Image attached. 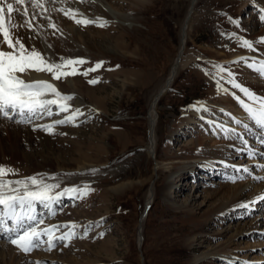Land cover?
<instances>
[{"label":"rangeland","instance_id":"1","mask_svg":"<svg viewBox=\"0 0 264 264\" xmlns=\"http://www.w3.org/2000/svg\"><path fill=\"white\" fill-rule=\"evenodd\" d=\"M47 1L52 3L50 5L59 7L64 4V0ZM112 1H118L115 5L124 13L131 12V4L135 2ZM191 2L192 0H153L151 4L144 6L136 1V8L132 11L140 27L135 31L115 26L108 20H104L107 23L103 27L95 23L85 26V32L88 31L85 34L89 33L97 42L98 49L94 50L96 55L76 49L66 57L51 60L42 54L51 63H62L68 59L84 60L83 64L63 69L71 72L75 68V75L55 79L47 71L29 70L47 74L59 82L60 88L57 90L64 95L73 92L68 81L74 80L78 93L89 106H96L101 113L87 111L71 122L55 124V121L66 119L77 109L67 101L69 111L59 112L54 107L52 115L41 119L33 117L20 122L15 118L7 120L0 117V149L4 150H0V165L13 170L4 179L18 180L35 176L47 184L59 185V188L53 190V195L65 188L83 189L88 186L91 189L82 197L79 194H64L59 197L60 204L63 199L61 206H57L52 216L44 213L45 216H39L38 222L32 224L41 231L55 226V237L73 231L75 235L71 239H57L56 246L48 250V237L41 236L39 247L26 254L11 243L9 247L12 248L13 255L10 256L14 257V262L20 263L27 259V264H193L196 256L226 241L237 225L250 227L263 215V204H252L255 206L253 212L239 209L229 218L213 219L208 223L201 219L221 200L230 198L231 187L249 182L252 186L249 191H245V195H252L256 186L264 185V166L260 171L252 166V176H249V170L245 172L240 169L239 172L233 168H221L223 170L216 172L218 177L210 181H196L200 170L193 177L183 174L176 178L170 196L176 204L183 206L191 203L190 207L196 209V220L200 221L193 224L190 215L176 211L165 202L163 194L167 174L155 178V163L145 151L149 143L150 105L178 56L181 30ZM27 6L34 8L30 2ZM85 8L89 15H97L89 2ZM190 25L187 54H193L197 59L179 72L170 91L159 102V160L169 158L165 147L170 146V159L179 161V158L187 156L196 146L199 138H204V123L198 125L197 132L184 128L177 136L169 138L168 132L178 129L184 123L185 109L199 103L207 104L208 111L200 118H213L217 122L228 120L227 115L215 111L214 101L210 98L209 81L197 73V68L204 69L208 76L220 82H225L229 76L239 78L236 64L224 63L222 57L213 55L222 52V46L230 41L241 44L243 41L251 44L264 42V34L259 35L264 31V10L251 4L245 5L243 0H199ZM100 62L101 67L96 71H87ZM85 72L87 75H84ZM93 79L98 80V83L90 84L89 81ZM245 118L247 116L242 117L245 124L235 132V141L232 142H238L242 146V142L246 141L252 148L259 149L256 141L259 135H263V131L254 120L250 118L245 122ZM47 123L53 126L51 131L43 127ZM211 135L212 133L207 134L208 137ZM208 137L205 140L212 145L214 141L211 142ZM252 162L255 163V160ZM84 164L91 166L83 167L84 170L80 171L79 168ZM169 172L174 173L175 170L171 169ZM202 173L204 172L199 175ZM240 173L246 177H242ZM205 176L208 177L207 174ZM154 180L155 200L142 229L143 242L140 247V220L147 204L149 187ZM135 182L140 184L127 190L125 194H115L110 190L119 184ZM200 185L203 188H197ZM205 192L210 194L209 202L205 207H198L200 201L194 202L192 199ZM216 193L218 196L213 195ZM41 220L42 224L39 223ZM259 223L253 227L252 237L237 242L241 247L246 243L264 244V233H258L264 231V220ZM73 224L76 225L75 228L70 227ZM228 228L231 230L226 236L217 234V231L225 232ZM196 233L199 235L190 246L188 240ZM9 250L5 249L8 254ZM239 255L247 260L252 257L256 261L264 260V248L242 251ZM199 264L229 263L215 256L206 258Z\"/></svg>","mask_w":264,"mask_h":264},{"label":"bare ground","instance_id":"2","mask_svg":"<svg viewBox=\"0 0 264 264\" xmlns=\"http://www.w3.org/2000/svg\"><path fill=\"white\" fill-rule=\"evenodd\" d=\"M51 1L54 2L53 0ZM133 1L135 2L131 4V12L124 13L120 8H118L115 5V2L118 1H112V0L111 1L110 0H64V4L62 3V6L60 4L61 8L59 6L50 5L52 4L50 3V1L39 0V2L44 5V7L41 9L39 7L29 8L27 4L30 2L32 5V2L31 0L29 2L28 0H26V4L24 6L15 5V7L19 8L21 13L23 12L24 7H27L28 15L21 16V14L19 13L15 12L16 15H14L13 13L12 20L10 21V23L16 24L17 27L12 28L11 32L13 33L14 39L17 36L20 37L23 43L28 48L34 47L36 50L41 52L47 59L56 60L61 57H66L69 54H72L76 49L85 51L89 55H96L97 53L94 50L98 49L96 44L97 42L94 40L93 36H91L89 33L85 34L86 32H88V31L85 32L84 30L85 25L77 24L74 19L69 18V15H65L64 13L69 11V9H71L73 12L77 13L76 15L77 19H81L82 17L79 15V13H83V16L87 17L89 20H97V18H99L100 22H103L104 20L106 21L108 20L111 24L115 26H119L121 28H124L125 30L135 31L140 27V23L136 19L134 11H132V9L135 10L136 8L135 5L136 1L139 4L146 6L148 4H151L153 0H133ZM198 1L199 0H192L191 2L188 14L186 16L185 22L181 30V45L178 56L171 68L169 76L165 80L164 84L160 87L158 93L155 95L150 105V110L148 115L149 129H150L149 143L145 149L150 159H152L155 163L154 171H153L155 178L161 177V175H163L164 173L167 174L165 177L166 187L164 188V194H163L165 202L168 204V206L174 208L176 211H181L183 213H186L187 215H190L191 216L190 221L193 224L198 220L200 221V219L196 220V216H195L196 209H194L193 206H191L192 208L190 207L191 203L180 206L176 204L172 200V196H170V191L174 187L176 178H178L180 175L183 174L184 175L189 174V176L191 175V177H193L198 170H202V169H207L206 171L216 172L221 168H232L233 166H235L236 169H238L239 171L240 169L241 170L248 169L249 176H252L253 175L251 174L252 166L257 167L258 165L257 163H261V164L264 163L260 161V159L259 160L256 159L257 158L256 155L258 153H259L258 156L261 155L263 157H264V153H260L259 150L257 149L252 150L249 148V146L246 148L245 147L241 148L243 145L241 146L238 142L236 143L232 142L235 141L234 139L235 132H238V129L240 127L243 128L245 124L241 120L242 117L247 116V118H245V122L251 118L249 112L246 110L245 105H251L253 108L259 107V100L254 102L252 99L249 98V96L244 91H242V89H247L248 92L254 94V96L257 98H264V74L258 71L261 62L264 61V42H258L252 44V48L249 49L237 41H233V42L230 41L228 42V44H224L222 46V52H216L213 55L219 58L222 57L224 63L233 62L234 64H236V67H238L239 70L237 74L239 75V78L236 77L233 78L229 76L228 80H226L225 82H220L217 81L215 78L208 76L207 72L204 69L197 68L196 70L197 73L209 81V84L211 86L210 98L211 100L214 101V105L216 107L215 111L227 115L228 120L226 121L221 120L220 122H217L216 120L213 121V118H210L211 120L200 118V116L202 117L203 113H207L208 111L207 104L199 103L188 109H185L184 123L178 129H174V128H173L174 130L171 129L168 132L169 138L171 139L177 136L178 133L181 131V129L184 128H188L192 130L191 132H193V130L197 132V129L199 128L198 125L199 124L201 125L202 123H204V127L206 129L204 135L202 134L204 138H199V140L196 143V146L190 150L188 155L186 154L187 156L179 158L180 159L179 161H174L170 159L171 158V156H169L170 146L165 147L167 154L166 156L169 158L165 160L158 159L157 145L159 141L157 138V121H158V105L160 100L162 99V97L160 96L161 93L166 89V87L174 82L179 72L185 67L189 66L193 60L197 59L195 55L190 53L188 55L187 52H188L189 32L191 28L190 24ZM9 2L14 3V0H9ZM84 2H86L87 4L89 2L94 7L97 13L96 16L89 15L88 10L87 11L85 10L87 8H85L86 3ZM243 4L245 5L251 4L257 6L261 10H264V0H259V2L255 0H243ZM60 9H63V11H60ZM43 13L45 15H43ZM40 17L42 18L41 20L39 19ZM26 21H30L33 26V29L35 30L29 29ZM50 24H55L56 28L54 29L50 27L49 26ZM90 30L91 29H89V31ZM262 34H264V31L261 32L259 35ZM90 46L91 47L93 46V48H91ZM0 49L8 50V51L11 50L8 49L7 45L3 43L2 36H0ZM18 75H22V78L28 82L44 80L51 83L56 89L60 88L59 82H56L55 80H53L51 77H49L47 74L44 73L29 71L25 74H18ZM236 85H239L240 87H236ZM68 86L73 90V92L68 95L73 97V99L70 100V102L75 108L79 109L81 113L87 111H90L91 113H98V114L101 113V111L96 109V106L93 105L89 106L85 98L78 93L77 85L74 80L68 81ZM61 94L63 93L61 92ZM47 98L51 99L55 97L52 94H49ZM54 107L57 106L53 105L50 107L51 112L53 111ZM59 112L61 111L59 110ZM12 113L13 112L9 113L10 117L12 116ZM2 115L3 114H0V116ZM47 116L49 115L41 114L37 118L41 119ZM193 116L196 118H194ZM14 117H16V119L19 121H24L25 119H27L26 117H22L17 113H14ZM197 119H199V121ZM48 125H50V123L46 124V126ZM210 128L212 129L210 130ZM210 133H212V135L211 137H208L207 134ZM205 137L206 138L208 137L209 139L211 138L210 139L211 142L214 141V143L212 145H209V142L206 141L207 139L205 140ZM14 139H16V137H14ZM225 139L227 140L230 139V141H225ZM0 150L4 151L2 149ZM245 154L246 155L248 154L250 156L248 159L249 162L244 161ZM237 159L239 160L237 161ZM253 160H255V163L252 162ZM86 166L90 167L91 165L84 164L82 167L79 168L81 169L80 171L84 170L82 168ZM171 169H174L175 172L170 173L169 171ZM243 175L244 174L241 173L242 177ZM257 176H255V178H257ZM204 178H208V177L205 176ZM230 178H236V177L231 176ZM155 180L152 181L149 187L148 195H147V204L141 216L140 225H139V229H141V234L143 233L142 229L145 226V222L147 220L150 208L154 204L155 194H156ZM137 184H140V182L123 183L115 187H112L110 190L115 194H125L127 190L132 189ZM251 186L252 185L249 182H247L231 187L230 189L231 196L230 194H228L230 198H225L221 200L219 204H217L214 207V209L210 212L211 214L210 213L205 214L201 217V219L206 223H208V221L213 219H220L222 217L229 218V216L235 215L236 211L239 209H247V211L251 210V212H253L252 210L255 207L253 205L264 203V199H261V197H264V185H261L260 187L256 186L255 190L253 191L254 193L252 195L251 194L245 195V191L250 189ZM197 188H203V185H200V187L197 186ZM213 195L218 196V193ZM209 199H210V194L205 192L204 194L199 195V197H195L192 200L194 202L200 201L198 207H205L207 205V202H209ZM59 204H60V198L58 200H53L49 202L48 206L42 204H35L33 215L38 217V215L42 213V212L38 213V209H39L38 207H40L41 205L44 211L43 213L50 216L53 213V211L57 208V206H60ZM245 205H247V207H245ZM247 214L250 213L247 212ZM4 219H6V221L5 223L1 224L2 226L0 227V231H1L0 239L2 237L6 239V234L8 237L9 235H11L10 232H12V230L16 232L20 230V228L17 227L14 221L7 218ZM263 220H264V214L259 219L257 218V220L254 223H252L250 227L248 226L240 227L241 225L239 226L237 225V227L234 226L236 227L233 228L234 233L230 235V237L226 241L222 243H218V245L216 246L214 245L213 248H209L208 251H204L200 255L196 256L193 261V264H199L200 261L205 260L206 258L209 257L214 258L215 256L217 259L220 258L221 260H226V262H228L229 264H256V263L264 264V260L259 259L258 261H256L255 257H252L251 260L249 259L247 260V258L244 259L241 257V255H239L242 251H247V250L255 251V250H259L260 248L261 249L264 248V244L262 242L260 244L256 243L252 245L246 243V245L243 247L240 246V243L239 244L237 243L238 241H241L246 237H250V236L252 237L253 235L251 232L253 227L259 225L260 224L259 221H263ZM7 222L9 224H12V227L6 226ZM32 222L34 221L31 222L26 221L25 225L27 226V224L29 223L31 224ZM230 230L228 228L225 230V232L217 231V234L220 235L224 234V236H226ZM258 233L263 234L264 231H259ZM198 235L199 234L196 233L188 240L190 246L194 244V241ZM141 241L142 240L139 239V244L142 243ZM10 244H11L10 242L7 244V242L0 241V264H15V263L27 264L26 262L27 259H25L20 263H18V261L16 260H15L16 262H14V257L10 256L13 255L12 253L13 250L11 247H9ZM5 249H10L9 254L8 252L5 251Z\"/></svg>","mask_w":264,"mask_h":264},{"label":"snow or ice","instance_id":"3","mask_svg":"<svg viewBox=\"0 0 264 264\" xmlns=\"http://www.w3.org/2000/svg\"><path fill=\"white\" fill-rule=\"evenodd\" d=\"M31 2L33 7H44L39 0H31ZM25 4L26 0H14V3L9 2V0H0V36H2L3 43L7 45V48L11 49L10 51L0 49V114H3L6 118H11L9 113L15 112L30 120L41 114L52 115L50 107L53 105L57 106L61 112L69 111L70 105L66 102L72 100L73 97L61 94L48 81L37 80L28 82L22 78V75L18 74H25L29 70L47 71L53 75V78L60 79L64 76L77 74L75 68H72L71 72H68L63 70L65 67L83 64L85 61L82 59H68L62 63H51L34 47L28 48L20 37L17 36L14 39L11 29L16 28L17 25L10 23L13 13L16 12L24 16L28 15L27 7H24L21 13L20 9L15 7V5L24 6ZM60 11H63V9H60ZM64 14L69 15V18L74 19L80 25L87 26L88 24L95 23L103 27L107 23L106 21L100 22L99 18L97 20H89L83 16V13H79L82 18L77 19V13L71 9ZM26 23L29 29L35 30L30 21H26ZM49 26L54 29L56 28L55 24H50ZM243 46L249 49L252 48V44L248 41H243ZM101 64L102 62L97 63L94 68L87 71H96L101 67ZM258 71L264 74V61L261 62ZM84 75H87V72ZM89 83L96 84L98 80L93 79ZM236 87L240 86L236 85ZM242 91L254 102L259 100L258 108H253L251 105H245V107L256 125L264 129V98L255 97L247 89H242ZM49 94H52L55 98H47ZM81 114L80 110L76 109L71 116L66 119L57 120L54 123L63 124L71 122L75 120L76 116ZM43 127H45V130L51 131L53 126L48 125ZM244 171L247 172L248 169H244ZM12 173V169L0 165V224L5 223L4 218H7L14 221L17 227L22 229L16 238L10 240V243L27 253L34 247H39L41 236L48 237L46 241L48 250L56 246L55 240L57 239H71L75 235L73 231L55 237L53 235L56 230L55 226L41 231L37 227L32 226V224H27L26 226L25 222L36 221L37 217L33 215L35 204L48 206L49 202L58 200L64 194H79L82 197L88 191H91V189L88 186H85L83 189L77 187L65 188L62 192H57L53 195V190L59 188V185L47 184L43 179H38L35 176L18 180L4 179V177ZM261 199H264V197H261ZM39 223L42 224L43 221L41 220ZM70 227L75 228L76 225L73 224Z\"/></svg>","mask_w":264,"mask_h":264},{"label":"water","instance_id":"4","mask_svg":"<svg viewBox=\"0 0 264 264\" xmlns=\"http://www.w3.org/2000/svg\"><path fill=\"white\" fill-rule=\"evenodd\" d=\"M170 87H171V85H168V86L166 87V89L161 93V96H160V97L164 96V95L169 91ZM140 235H141V236H140ZM139 239H141V240H142L141 242H143L142 234H141V229L139 230ZM139 245H140V247H141L142 243L139 244Z\"/></svg>","mask_w":264,"mask_h":264},{"label":"trees","instance_id":"5","mask_svg":"<svg viewBox=\"0 0 264 264\" xmlns=\"http://www.w3.org/2000/svg\"><path fill=\"white\" fill-rule=\"evenodd\" d=\"M186 103H188V101Z\"/></svg>","mask_w":264,"mask_h":264}]
</instances>
